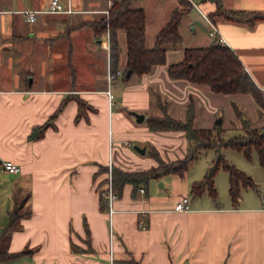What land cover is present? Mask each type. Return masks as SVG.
I'll return each instance as SVG.
<instances>
[{"label": "crops", "instance_id": "1", "mask_svg": "<svg viewBox=\"0 0 264 264\" xmlns=\"http://www.w3.org/2000/svg\"><path fill=\"white\" fill-rule=\"evenodd\" d=\"M60 1L74 12H41L35 22L28 23L21 11H43L47 0H0V242L5 239L0 249L26 252L2 264H264L263 193L259 200L253 199L243 195L241 188L236 203L229 192L228 197L219 198L217 188L221 192L229 188L228 174H221L224 170L213 178L216 198L207 192L199 196L190 192L214 159L213 150L210 163L190 173L207 152L201 154L183 177L163 175L135 192L132 185H124L112 213L98 194L108 174L100 173L99 166L111 163L127 171L147 170L156 166L150 155L153 149L159 155L169 153L170 157L162 158L165 162L184 156L183 132H152L147 123L143 125L148 117L163 115L157 97L166 113L178 120L185 119L192 100L196 129L211 128L216 116L225 113L221 126L226 133L241 132L234 106L253 127L264 124V112L250 94H215L206 85L168 77L167 67L181 61L184 49L194 48L181 44L180 27L185 19L192 25L190 13L178 28L181 42L168 48L164 64L143 75L133 74L127 81L121 75L110 86L117 92L114 97L120 111L129 109L144 116L136 122L110 110L112 100L105 93L109 34L96 35L82 25L101 16L97 11L104 10L108 0ZM147 1H135L131 7L145 12V46L150 49L178 4L171 0V8H157L149 17L143 6ZM221 1L230 10H264V0ZM195 2L198 9L192 10L207 28L205 46L220 38V44L236 54L264 101V21L251 27L221 17L214 20L209 17L215 11L213 0ZM210 23L216 28L215 38L209 36ZM117 40V70L123 72V30L117 31ZM78 101L83 103L80 115ZM35 129L37 136L31 137ZM129 141L145 152L129 150ZM114 143L117 154H113ZM5 161L20 172L3 171ZM17 189L30 194L25 206L31 214L5 234ZM183 196L189 198V210L175 212L173 207Z\"/></svg>", "mask_w": 264, "mask_h": 264}, {"label": "trees", "instance_id": "2", "mask_svg": "<svg viewBox=\"0 0 264 264\" xmlns=\"http://www.w3.org/2000/svg\"><path fill=\"white\" fill-rule=\"evenodd\" d=\"M138 0H112L106 15L83 23L96 35L109 34L110 70L115 71L119 61V45L117 31L123 30L126 37V64L121 78L129 80L131 75H143L149 73L153 66L165 63L166 52L169 47L181 42L179 34L180 22L192 9L187 0H176L178 7L171 11L167 23L155 36L152 48L145 46V20L146 15L142 9H133L132 3ZM215 11L211 18L221 17L225 21L247 24L253 26L259 21H264V12L247 10L226 9L221 0H213ZM131 74L126 77L127 71ZM167 75L170 79H184L192 83L206 85L215 94L233 95L250 94L258 107L264 112V101L260 89L255 85L250 75L236 56L227 46L213 40L208 46L184 49L181 61L167 67ZM158 106L163 110V115L150 116L146 119L147 127L152 132H183L186 140V151L182 158L172 162H165L156 150L150 155L155 160L156 166L147 170L127 171L117 166H111V180L114 191L120 194L126 184L133 186L134 192L140 187H145L150 180L163 175L174 174L183 177L189 167L201 154L213 150L215 157L200 181L191 185L190 192L193 196H199L204 192L216 198L213 178L219 170L228 174V192L233 203L240 197L241 188H254L255 183L250 176L229 163L223 151L232 149L243 153L250 159L254 151L260 163L264 162V124L261 127H253L250 121L234 106L236 116L241 121V133L226 138V130L221 123H215L211 128L196 129L193 126L195 108L190 100L184 120L174 119L165 111V106L157 97ZM79 103V115L82 112L83 103ZM65 101L57 112L52 115L48 123L61 111ZM78 118V116H77ZM45 124L44 126L48 125ZM109 168L99 166L100 173H108ZM107 180H104V185ZM30 194L17 189L14 194L15 207L9 212V223L4 231L7 234L16 223L25 216L31 214V209L25 206ZM101 199V198H100ZM102 201V199H101ZM103 209V204L100 207ZM73 250H79V248ZM90 250L87 248V251ZM26 252L11 253L0 249V264L19 257Z\"/></svg>", "mask_w": 264, "mask_h": 264}, {"label": "rangeland", "instance_id": "3", "mask_svg": "<svg viewBox=\"0 0 264 264\" xmlns=\"http://www.w3.org/2000/svg\"><path fill=\"white\" fill-rule=\"evenodd\" d=\"M160 2V3H157ZM112 3V2H111ZM156 4V5H154ZM190 4V3H189ZM108 5H109V0L107 1L106 4V8L100 12L97 11V13H99L98 15H106L104 12L106 10H108ZM191 5V4H190ZM145 10L147 11V14L149 15V17L152 16L153 11H155V9L160 8V10H167L169 8L172 7V1L171 0H149L147 1L145 4H143ZM192 7V6H191ZM245 10V9H244ZM256 11H262L264 12V10H256ZM74 12V11H72ZM190 15L189 18L192 19L191 24L195 25L196 28L192 29V25H188V19H185L183 21V23L181 24L180 27V32L181 35L183 36V43L182 46H187V47H199V46H205L208 41L209 38L207 36V28L203 22V20L197 15V12L195 10H190ZM98 18V17H97ZM214 20H216V18H214ZM29 23V22H28ZM33 23V22H32ZM150 27V26H149ZM181 46V45H180ZM111 92L113 94V99L111 101L110 104V110L112 111L113 114L119 112V108L120 105L117 101V98H115V89L114 87H110ZM117 96V95H116ZM122 113V116L124 118H135L134 114H140L137 113L133 110H129V109H125L120 111ZM226 114L224 113H220L216 116L214 122L216 123L218 120H221L222 118L224 120H226L225 116ZM133 120V119H131ZM133 123H131L132 125H136V123L134 122V120L132 121ZM146 124V122L144 121L143 125ZM238 133H241L240 131L236 132L235 129L229 131L226 133V138H230ZM129 146L127 147L129 150H131L132 152H135L134 150V146H139L138 143L134 142V141H129ZM113 154H117V144H113ZM180 151V149H179ZM173 152V151H172ZM174 153V152H173ZM176 153V152H175ZM147 152H146V157H147ZM178 155V154H176ZM226 159L229 161V163L233 164L237 169H239L240 171L244 172L246 175L250 176L251 179L253 180V182L255 183V187L254 188H242L241 193L244 194H248L250 196V198L253 199H258L260 197V194L263 193L264 191V162L260 163L257 154L252 151L251 153V158L248 159L246 158L243 153L232 150V149H227L225 151ZM160 157L164 159L169 156V153H160ZM213 157V152L211 150L207 151V154L204 155L203 157H201V159H199V161L194 165L193 168L189 169V172H193L198 166H204L207 165L208 163H210L211 158ZM162 159V160H163ZM222 171H220L221 173ZM224 174L223 176H226L227 173H221ZM19 176H13L11 178H18ZM217 192H218V196L219 198H221V196L224 195V197H228V190L226 188H224V191L221 190L219 191V189L217 188ZM218 198V199H219ZM221 201V199H219ZM5 242V239L3 238L0 242V247H2V244Z\"/></svg>", "mask_w": 264, "mask_h": 264}, {"label": "built area", "instance_id": "4", "mask_svg": "<svg viewBox=\"0 0 264 264\" xmlns=\"http://www.w3.org/2000/svg\"><path fill=\"white\" fill-rule=\"evenodd\" d=\"M192 8L198 9V6L195 2V0H187ZM111 6V2H109L108 7ZM71 7L68 5L67 7L63 5V3L60 0H47V5L45 10L43 11H38V10H24L21 11V13L25 16L26 22L32 23L35 22L37 15L41 12L44 13H49V14H70L72 13ZM105 14L108 13V10L104 12ZM210 28L211 30L209 31V36L212 38H215L216 36V28L215 26L210 23ZM219 43H222V40L220 38L217 39ZM123 74L122 71L120 70H115L114 72L108 69L107 75H106V82H107V89L105 90V93L109 99V101L112 100L113 96L110 91V86L113 84V82L120 77ZM126 144V143H124ZM111 166L112 164L110 163L108 168V174H107V182L105 185L98 190V194L100 198L103 201L104 206L107 208V211L109 213H112V204L113 202L117 199V193L114 191L113 186H112V180H111ZM1 167L2 170L5 172H8L10 174H18L20 172V168L13 164L12 162L5 161L1 162ZM143 190L140 189V192ZM264 203V192H263V197L261 200ZM173 210L175 212H187L189 210V198L186 196H183L179 199L178 202L173 207ZM141 224L143 222H140Z\"/></svg>", "mask_w": 264, "mask_h": 264}, {"label": "water", "instance_id": "5", "mask_svg": "<svg viewBox=\"0 0 264 264\" xmlns=\"http://www.w3.org/2000/svg\"><path fill=\"white\" fill-rule=\"evenodd\" d=\"M131 74V72L128 70L125 74L126 77H128ZM136 122H142L144 119V116L142 114H134ZM216 123H221V120H218ZM33 136H37V130L35 129L33 131V134L31 135V137ZM134 149L139 152L140 154H143L145 152L144 148H139L137 146H134Z\"/></svg>", "mask_w": 264, "mask_h": 264}]
</instances>
